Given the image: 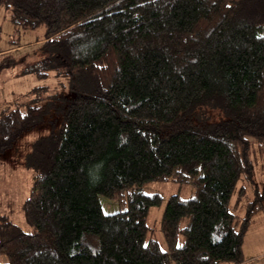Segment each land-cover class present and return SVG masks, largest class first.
I'll return each mask as SVG.
<instances>
[{
  "label": "trees",
  "instance_id": "1",
  "mask_svg": "<svg viewBox=\"0 0 264 264\" xmlns=\"http://www.w3.org/2000/svg\"><path fill=\"white\" fill-rule=\"evenodd\" d=\"M1 7L17 26L45 27L46 57L32 70L71 83L51 101L0 105V154L52 110L60 119L27 157L30 230L0 226V256L8 258L0 264H243L244 238L264 201L254 159L256 148L264 154V0ZM208 108L224 119L203 125ZM169 179L195 194L168 199L163 249L149 225L163 197L143 189ZM235 194V208L247 201L243 216L231 207ZM101 197L119 209L107 213Z\"/></svg>",
  "mask_w": 264,
  "mask_h": 264
},
{
  "label": "rangeland",
  "instance_id": "2",
  "mask_svg": "<svg viewBox=\"0 0 264 264\" xmlns=\"http://www.w3.org/2000/svg\"><path fill=\"white\" fill-rule=\"evenodd\" d=\"M44 35V26L31 30L24 29L11 20L6 8H0V105L3 103L4 105L21 104L23 101H31L34 97L42 103V101H51L67 94L71 83L69 77L51 74L43 77L37 71L32 70L42 64L46 57L41 45ZM57 103L60 104V101ZM205 114L208 117L202 123L205 126L224 119V115L218 109L208 108ZM57 117L55 110H52L46 123L23 134L12 149L0 154V226L12 221L20 224L25 230H30L23 215L24 202L30 194L33 177V169L28 166L27 157L32 152L34 142L52 130L53 122L59 123L60 119ZM254 159L258 189L264 191V154L259 153L257 148ZM242 183V181L239 183L240 186ZM143 190L147 194L159 193L163 197L162 204L152 208L149 225L161 247L167 249V243L161 230V219L168 199L174 194L189 198L195 194V188L191 184L169 179L148 182ZM248 194L247 201L252 200L253 193ZM101 201L107 213L117 211L120 207L117 201L106 197H101ZM235 201L236 194L232 199V208L235 206ZM247 201L233 208L241 216L246 213L245 203ZM244 248L247 257L248 252L252 253L251 256L258 257L257 254H260L249 264H264V201L262 209L260 208L253 217L245 235ZM6 262L8 258L0 256V263Z\"/></svg>",
  "mask_w": 264,
  "mask_h": 264
},
{
  "label": "crops",
  "instance_id": "3",
  "mask_svg": "<svg viewBox=\"0 0 264 264\" xmlns=\"http://www.w3.org/2000/svg\"><path fill=\"white\" fill-rule=\"evenodd\" d=\"M243 253H244V258L245 261L243 262V264H249L250 262H253V260L257 259L259 257L260 254H257L258 257L255 255L251 256L252 253L248 252L249 256L247 257L245 254V248H244V243H243ZM233 264V263H232Z\"/></svg>",
  "mask_w": 264,
  "mask_h": 264
}]
</instances>
